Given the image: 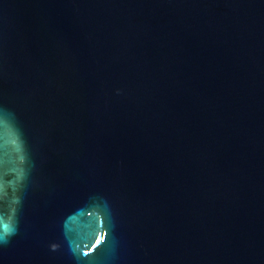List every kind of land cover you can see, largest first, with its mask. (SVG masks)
Instances as JSON below:
<instances>
[{"label": "water", "instance_id": "water-1", "mask_svg": "<svg viewBox=\"0 0 264 264\" xmlns=\"http://www.w3.org/2000/svg\"><path fill=\"white\" fill-rule=\"evenodd\" d=\"M0 264H264V0H0Z\"/></svg>", "mask_w": 264, "mask_h": 264}]
</instances>
